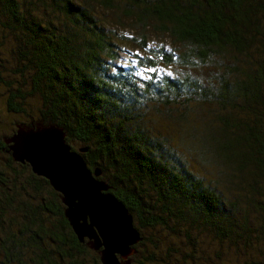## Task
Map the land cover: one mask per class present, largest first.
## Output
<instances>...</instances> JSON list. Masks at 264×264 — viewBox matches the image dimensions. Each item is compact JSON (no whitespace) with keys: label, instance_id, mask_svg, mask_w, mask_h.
I'll use <instances>...</instances> for the list:
<instances>
[{"label":"trees","instance_id":"trees-1","mask_svg":"<svg viewBox=\"0 0 264 264\" xmlns=\"http://www.w3.org/2000/svg\"><path fill=\"white\" fill-rule=\"evenodd\" d=\"M0 33L14 42L15 79L0 77L6 110L83 144L77 152L102 169L106 191L131 214L136 254L161 230H181L195 253L199 235L190 230L203 227L219 239L259 241L264 256V0H0ZM125 46L142 53L136 71L115 66ZM158 68L174 77L151 72ZM141 71L150 74L144 81ZM29 98L38 105L29 107ZM155 122L164 135L151 131ZM7 137L5 166L28 167L34 189L50 190L30 209L11 207L6 195L17 196L20 183L0 175V211L15 208L23 220L7 216L0 264H68L72 251L92 250L69 226L59 193L12 158ZM167 138L202 170L209 165L211 183L197 166L179 164ZM219 165L231 176L220 180ZM44 216L59 227L43 226Z\"/></svg>","mask_w":264,"mask_h":264},{"label":"rangeland","instance_id":"rangeland-1","mask_svg":"<svg viewBox=\"0 0 264 264\" xmlns=\"http://www.w3.org/2000/svg\"><path fill=\"white\" fill-rule=\"evenodd\" d=\"M158 41H161V39H158ZM165 42L168 43L167 40H165ZM165 42L163 41V44H165ZM13 46L14 42L12 41L11 37H9L7 40H4V38H2V36L0 35V66L2 65L5 67V69H2L0 77L5 82L15 79L14 76H12L11 73L8 72V69L13 68L14 60L11 55ZM120 50L121 52L118 53L119 60L117 62V65L115 66L125 68L126 71H136V69H134L133 67L134 56H141V51L136 50L135 48L130 46L121 47ZM151 72L157 73L159 75L165 74L168 76L174 74V72L170 70V68H158L156 71ZM145 73L147 74L148 72ZM145 73L141 71L136 73L135 75L138 74L140 76L139 79L141 81H144V79L148 78V75L150 76V74L146 75ZM6 94L7 88L0 85V139L10 135L14 131L16 125L24 127H30L31 125L45 126L40 124V122L35 121L34 118H29L25 113H12L7 111L5 106ZM27 102L29 104L28 106L31 108L38 105L35 98H29ZM153 127L155 130H153V128L150 129L154 134H158L159 136L164 135L165 131L163 129L165 128L164 125L161 124V122H155V124H153ZM166 140L168 146L172 147L175 150L179 164H183L191 169L196 168L195 166H197V168L201 171H199L197 168L196 171H199L201 175L204 176L205 182L207 181L211 183L210 179H212L213 171L210 169L208 164V166L202 165L204 168V170H202L200 165L196 162V158L190 157L189 155L185 154L182 146H179V144H177L174 139L168 140L167 138ZM65 143L67 144L69 151L74 152H77V148L83 146V144L76 140H68L65 141ZM77 153L82 157L81 152L78 151ZM5 158V155L0 152L1 177L5 179L6 183L11 177H15L17 181L15 184H13L14 188H17L18 184L20 183V190L16 192L17 196L14 197H12L10 194L6 195V187L0 184V196L2 194L4 195L5 193L6 196H8L9 198L11 197V207H17L20 204L21 206H25L30 209V203L34 204L40 199V197L47 198L49 196V187H39L41 188V190L34 189L35 184L33 183L32 177H30L31 173L28 167L23 168L18 166L17 164L11 163L12 168H8L5 166ZM243 163L244 165H248L247 161H244ZM95 166L96 165L87 166V168L89 170H92V168ZM97 167L101 169L98 165ZM219 167L223 171V174L219 172L220 180H222L226 174H230L231 176V170L229 166L223 167L222 165H219ZM213 168L215 169L216 167ZM227 177L228 176H226L225 178ZM97 179L107 182V180L103 176L102 169L100 175L97 176ZM224 181L226 180L224 179ZM16 211L17 209L15 208H10L9 211L5 212L4 210L0 211V230L3 229V226L8 221L7 216L9 217V215L14 214V216H12V219L16 220L17 223H20L22 214L18 212V215H15ZM239 216V213H235L232 218L237 219ZM44 217L46 218L41 219V223L43 226L47 227V224H49L48 226H50L51 228L54 225L58 226L57 220L54 217ZM252 222L253 226L250 228L251 231L255 229L257 221L256 219L252 218ZM200 228L202 229L195 230V228H192L190 230L191 232L196 231L194 234H196L197 237L199 235L197 239L198 242H196L195 244V246L198 245V250H196L195 253H191L190 247L188 246L189 244L188 242H186L184 236L185 234L181 230H175L177 233H170L168 232V230H161V232L159 233V236L161 237L160 240L155 239V237L153 236V238L149 237V239L145 241L144 249L139 248V250L137 251L138 254H136V252L132 254L133 257H130L129 264H264V256L262 255V253H258L260 251L256 248V246L261 247V245H259V241L257 242L258 244H254V246H252L251 244L249 245L250 242H245L240 239H219L214 235V233L207 232V230L203 227ZM154 236H157L156 232ZM168 247H170V250H167ZM171 247L173 248V251H171ZM85 249L86 251L84 253L72 251L71 256L73 255V259L68 260V264H77L79 261L83 264H93L94 260H97V253L90 249ZM180 253L183 255L180 256ZM147 254L152 257V259L150 257L148 258Z\"/></svg>","mask_w":264,"mask_h":264},{"label":"water","instance_id":"water-1","mask_svg":"<svg viewBox=\"0 0 264 264\" xmlns=\"http://www.w3.org/2000/svg\"><path fill=\"white\" fill-rule=\"evenodd\" d=\"M4 141L15 161L26 162L59 193L63 215L76 238H86L101 264H129V256L136 252L133 245L140 240L131 214L97 179L100 169L89 170L77 152L69 151L60 128L17 125Z\"/></svg>","mask_w":264,"mask_h":264}]
</instances>
